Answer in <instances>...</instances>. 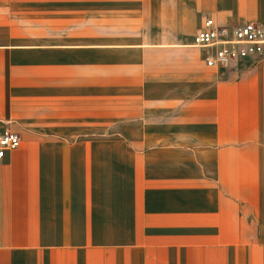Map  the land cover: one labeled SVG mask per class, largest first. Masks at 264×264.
Here are the masks:
<instances>
[{
	"label": "crops",
	"instance_id": "crops-1",
	"mask_svg": "<svg viewBox=\"0 0 264 264\" xmlns=\"http://www.w3.org/2000/svg\"><path fill=\"white\" fill-rule=\"evenodd\" d=\"M44 1L62 0H0V128L20 138L0 161V264H77L70 242L110 225L134 241L255 240L263 258L264 60L211 68L191 42L204 17L264 23V0H65L132 2L161 18L154 31L192 34L111 60L103 44L94 58L92 43L32 42L41 30L10 18ZM157 46L186 55L145 56ZM80 250L84 264L110 253Z\"/></svg>",
	"mask_w": 264,
	"mask_h": 264
},
{
	"label": "rangeland",
	"instance_id": "rangeland-1",
	"mask_svg": "<svg viewBox=\"0 0 264 264\" xmlns=\"http://www.w3.org/2000/svg\"><path fill=\"white\" fill-rule=\"evenodd\" d=\"M131 3L125 2L126 5L122 6L111 1L29 2V10H24L23 17L10 19L21 25H28L30 29L41 30L28 33L32 42H43L46 45L92 43L94 58L105 54L101 49L103 44L108 47L110 60L116 55V45L120 44L138 50H131L132 55H144L137 45L163 44L165 35L174 36V44L185 45L190 41L192 34L158 32L163 27L152 24V21L158 23L161 18L140 17L134 12L138 7L134 8ZM128 4L130 6L126 7ZM139 4L140 2L136 3ZM156 29L157 32L154 31ZM184 49L172 48V54H169V51L158 47L153 50V54L151 51V54L145 56L179 57L186 55ZM112 67L110 63V71ZM109 132L111 135L115 129L110 128ZM121 229L122 227L110 225L109 234L98 231H89L87 234L101 239L70 242L69 246L77 250V264H84L80 249L88 248H106L110 252L109 255L93 253L92 264H264L262 252L255 246L259 242L255 240L253 249L250 242L245 241H134L132 226L125 225Z\"/></svg>",
	"mask_w": 264,
	"mask_h": 264
},
{
	"label": "built area",
	"instance_id": "built-area-1",
	"mask_svg": "<svg viewBox=\"0 0 264 264\" xmlns=\"http://www.w3.org/2000/svg\"><path fill=\"white\" fill-rule=\"evenodd\" d=\"M191 43L203 50L205 66L235 68L250 58L264 59V23L217 25L211 17H204ZM19 143L17 133L7 127L0 128V161Z\"/></svg>",
	"mask_w": 264,
	"mask_h": 264
}]
</instances>
